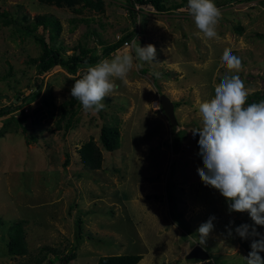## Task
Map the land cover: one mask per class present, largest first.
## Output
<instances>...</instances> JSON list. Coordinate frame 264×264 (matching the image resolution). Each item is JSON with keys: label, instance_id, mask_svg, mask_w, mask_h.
Returning a JSON list of instances; mask_svg holds the SVG:
<instances>
[{"label": "rangeland", "instance_id": "374dc122", "mask_svg": "<svg viewBox=\"0 0 264 264\" xmlns=\"http://www.w3.org/2000/svg\"><path fill=\"white\" fill-rule=\"evenodd\" d=\"M179 1L130 13L128 0H0V107H15L0 116V264H95L99 255L123 253L140 254L136 264H246L251 248L236 242L233 220L254 222L247 212L229 213L226 198L201 181L192 127L201 126L199 104L226 74H238L248 93L264 91V0H214L222 16L211 39ZM40 13L53 15L58 28L27 31ZM129 32L137 44L154 45L156 56L153 63L134 59L126 80L112 78L114 91L99 112L70 95L86 65L73 74L59 64L37 73L30 62L41 53L33 33L64 57L81 47L100 53ZM225 48L241 59L239 73L223 64ZM125 51L121 41L95 64ZM160 93L173 102L175 124ZM107 125L119 131L113 151L99 140ZM88 139L101 153L92 170L77 152ZM210 215L215 227L201 243L197 229ZM21 219L24 252L9 254L8 226ZM194 244L207 259L185 256Z\"/></svg>", "mask_w": 264, "mask_h": 264}, {"label": "clouds", "instance_id": "9594fccd", "mask_svg": "<svg viewBox=\"0 0 264 264\" xmlns=\"http://www.w3.org/2000/svg\"><path fill=\"white\" fill-rule=\"evenodd\" d=\"M188 8L204 36L217 37L215 26L222 12L214 0H188ZM137 41L132 37L131 53L125 51L111 59H101L94 66L86 64L79 78L73 79L70 95L84 110L104 109L102 101L114 91L112 78L126 80L134 59L153 63L155 46H141ZM221 59L229 71L239 73L242 68L241 59L233 55L231 48L224 49ZM214 93L213 98L199 104L201 126L192 130L194 137L199 134L198 155L203 162L197 173L205 186L218 190L226 198L229 213H248L254 224L242 223L235 227V233L241 239L253 238L246 264H264L260 255L264 252V234L256 228L264 226V100L245 106L248 91L238 74H226L215 85ZM215 219L210 215L198 227L201 243L214 229ZM226 227L231 235L232 229Z\"/></svg>", "mask_w": 264, "mask_h": 264}, {"label": "trees", "instance_id": "16d2710c", "mask_svg": "<svg viewBox=\"0 0 264 264\" xmlns=\"http://www.w3.org/2000/svg\"><path fill=\"white\" fill-rule=\"evenodd\" d=\"M140 3L143 4H150L156 10H163L166 9V5L164 0H138ZM129 2V9L130 13L134 11L132 3ZM188 2L187 0H180L179 3ZM2 16H5V13H1ZM5 18H7L5 16ZM33 21H31L28 25H25V29L27 31H33V29L40 25L42 29L46 27L50 28H58L57 19L51 15L46 13L35 14L33 16ZM132 33H127L121 37H119L116 41L105 45L100 53H94L93 49L90 48H83L81 47L78 51L72 52L70 54L65 55L64 57L60 54L59 49L54 46L48 45L47 41H45L42 33H33L35 40L39 43L41 48V53L37 57L30 58V62L34 64L35 70L37 73H42L52 67L55 64H59L65 67L66 71L73 74L76 71V68L79 66L93 65L97 62L101 54H108L111 50L114 49L123 39L129 37ZM37 91L31 92V96H33ZM264 97V91H252L248 93V97L245 104H251V102L257 98ZM15 108L11 105H3L0 107V116L10 112L12 109ZM21 116L24 117V113L21 111ZM38 120V118L33 119ZM200 127L199 125H194L192 130L195 128ZM199 134L195 137L193 136L194 140V151L195 154L198 155L199 152V145H198ZM99 140L102 147L107 151H113L118 147L119 144V131L116 126H101L99 129ZM78 157L81 162V165L85 169H95L99 167L101 161V153L99 146L91 139H88L82 142L78 148ZM199 156V155H198ZM68 155L65 153V157L62 161V164H66L68 160ZM25 219L13 221L12 224L8 226L7 231V240H6V249L9 254H18L24 252V236H23V223ZM234 227H233V234L235 236L236 242L240 247L247 250L250 247L251 240L249 239H241L235 233V227L239 226L240 224L244 223L238 218L233 220ZM258 239V237H255ZM72 248H69L71 251ZM74 255L73 251L67 253L62 257L66 262L72 258ZM261 257L264 258V252L260 253ZM141 255L138 253H123V254H103L99 255L96 259L95 264H136V262L140 259Z\"/></svg>", "mask_w": 264, "mask_h": 264}, {"label": "water", "instance_id": "95a60500", "mask_svg": "<svg viewBox=\"0 0 264 264\" xmlns=\"http://www.w3.org/2000/svg\"><path fill=\"white\" fill-rule=\"evenodd\" d=\"M158 102L160 104L162 111L167 116L169 122L171 124H175L176 118L174 115L172 100L165 93H160L158 95ZM185 256L188 258H198V259H202V260L208 258L207 252L199 244H194L187 251Z\"/></svg>", "mask_w": 264, "mask_h": 264}, {"label": "built area", "instance_id": "2783aa9c", "mask_svg": "<svg viewBox=\"0 0 264 264\" xmlns=\"http://www.w3.org/2000/svg\"><path fill=\"white\" fill-rule=\"evenodd\" d=\"M129 1L132 3V5H133V9H134V8H138V7L141 6V5H144L143 3H140L138 0H129ZM178 8H179V9H182V10H189V8H188V2L183 3V4H182L181 6H179ZM132 37H134V36L132 35V36H130V37H127L126 39H123V40H122V44H123V45H126V46H129Z\"/></svg>", "mask_w": 264, "mask_h": 264}]
</instances>
